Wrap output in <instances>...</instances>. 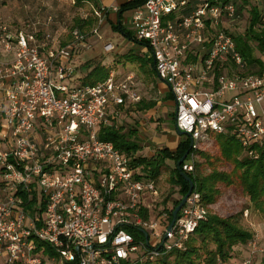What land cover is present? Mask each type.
Returning a JSON list of instances; mask_svg holds the SVG:
<instances>
[{"label": "built area", "instance_id": "built-area-1", "mask_svg": "<svg viewBox=\"0 0 264 264\" xmlns=\"http://www.w3.org/2000/svg\"><path fill=\"white\" fill-rule=\"evenodd\" d=\"M239 1L146 0L132 14L133 36L173 96L176 129L192 140L184 172L195 171L201 143L220 134L251 157L264 153V72L248 71L224 25L239 15ZM255 1L264 25V0ZM106 13L93 8L98 37ZM37 27L0 20V264H139L184 250L209 213L202 194L194 188L169 230L171 221L150 217L156 181L100 138L109 107L141 101L136 76L111 71L72 84L73 50L88 48L86 34L75 28L74 41L56 45ZM131 227L143 228L146 241ZM250 247L264 255L256 241Z\"/></svg>", "mask_w": 264, "mask_h": 264}, {"label": "rangeland", "instance_id": "rangeland-1", "mask_svg": "<svg viewBox=\"0 0 264 264\" xmlns=\"http://www.w3.org/2000/svg\"><path fill=\"white\" fill-rule=\"evenodd\" d=\"M247 1H239L238 6L242 7L239 15L224 24L233 36H244L250 24L251 8L258 4V1L255 0ZM92 3L85 2L83 5H77L75 0H0V12L4 7L5 9L2 12L7 15L16 13L23 18L20 22L21 24H26L27 21L31 20L33 22L36 21L37 29L41 31V34L49 32L52 34L53 42L56 45H66L74 41L72 32L75 28L71 27L74 18L76 16H90L93 13V8L96 7ZM124 16H131V12L126 11ZM104 24L100 28L102 38L98 39V35L90 30L86 33L85 38L88 48L81 45L74 47V58L76 62H80V65L76 67V73L80 71L83 78L87 73L88 64L102 62L106 66L112 67L119 76L127 73H133L136 76L138 90L142 96L141 101L128 106H115L108 109V124L120 129L121 133L140 146L135 155L131 153L130 156L148 158L154 156L157 149L167 146L164 141L162 142L158 139L164 134L169 138L179 136V141L186 140L188 136L185 134L179 135L176 129L174 104L171 101H169L170 104L166 102L170 93L164 91V89L161 90L162 87L165 88L167 86L158 78L157 73L150 72L148 74L137 64L126 61V55L128 54H136L138 56L142 54L144 57H148L149 51L147 47L133 40L131 41L121 31L114 29L112 25ZM128 26L127 29L134 35L132 26L130 24ZM107 42H111L114 45V48L110 51L104 47ZM250 43L253 46L254 55L264 62V50L260 49L257 42L251 41ZM71 83L81 84L82 79L76 78ZM214 143L215 137L202 142L200 149L195 152L193 157L195 163H204L200 171L202 173L210 172V166L199 154V151L208 152L213 159L218 155V147ZM175 167L176 163L174 160H167L161 176L155 180L160 195L153 203L150 217L156 220L161 219L163 223L168 220L169 210L174 207L175 201L181 198L179 186L169 182ZM218 168L230 170L229 166L220 164ZM221 190L217 202L213 205V212L220 215H229L230 213H237L243 210L242 224L254 232L252 241H256L257 247L264 249V214L254 208L249 197L239 187L235 185L230 187L222 186ZM163 228L164 226L161 227V230ZM150 237L153 240V236ZM250 242L245 245H236L231 252V257L225 263L241 264L245 258L251 257L253 264H264V255L258 251L252 253ZM167 255L163 257L165 258ZM174 258L175 255L169 259L172 264Z\"/></svg>", "mask_w": 264, "mask_h": 264}, {"label": "trees", "instance_id": "trees-1", "mask_svg": "<svg viewBox=\"0 0 264 264\" xmlns=\"http://www.w3.org/2000/svg\"><path fill=\"white\" fill-rule=\"evenodd\" d=\"M192 1L193 3L197 2V0ZM85 2L92 3L98 7L96 0H75L77 5H83ZM145 2L146 0H130L123 4L119 8L117 24L112 26L140 45H143V43L139 42L130 30L123 27L121 17L124 12L141 7ZM245 2L248 1L245 0ZM241 9L242 7L238 6V14ZM251 14L250 24L244 36L238 35L234 36V38L238 50L248 65V71L263 73L264 62L254 55L253 46L250 42H257L260 49L264 50V25L260 19L257 6L251 8ZM97 21L93 13L85 17L76 16L71 27L73 29L78 28L82 33L86 34L95 28L94 26L97 24ZM126 61L137 64L148 74L150 72L156 73L155 61L150 52L148 57H144L142 54L139 56L128 54L126 55ZM111 71L112 68L102 64V62L88 64L87 73L82 78L81 84H95L104 81L109 77ZM214 137V144L218 147L217 156L212 159L208 152L204 150L199 151V154L210 166V172H200L204 166L203 162L195 163L194 172H186L194 181L195 189L202 194L203 201L209 211L207 217L199 222L194 234L187 241L184 250H175L165 258L161 257L155 261H145L139 264H172L169 259L173 255H175L173 264H214L218 259L223 261L228 260L236 245H245L254 238V232L246 228L241 222L243 210L237 213H230L229 215H220L213 212L212 208L222 191L221 187L235 185L249 197L254 208L264 214V153L261 152L258 157H251L235 136L220 134ZM100 138L112 141L116 147L129 155L131 153L135 155V152L140 149L139 144L131 141L114 125H102ZM193 151L191 138L188 136L186 140L179 141L175 150L163 147L157 149L156 154L150 158L133 156V165L139 167L147 177L157 180L161 176L163 168L166 167L167 160H174L176 167L169 182L179 186V193L182 198L189 191L190 186L178 170L177 162L186 153V159H188ZM219 164L229 166L230 170L218 168ZM181 198L175 201L174 207L180 202ZM174 207L169 210V221L172 220ZM147 216L148 214L144 213V217L147 218ZM128 230L135 236L136 240L146 241L147 232L143 228L131 227ZM42 245V242L38 243L39 247ZM48 252L50 253V250L47 247L46 253ZM67 264H79V262L74 261Z\"/></svg>", "mask_w": 264, "mask_h": 264}, {"label": "crops", "instance_id": "crops-1", "mask_svg": "<svg viewBox=\"0 0 264 264\" xmlns=\"http://www.w3.org/2000/svg\"><path fill=\"white\" fill-rule=\"evenodd\" d=\"M96 1L98 3V6H103V7L107 8L105 24L108 23V24H110V25L113 26L114 24H117V22H118V18H119V8L123 4H125L126 2H128L130 0H96ZM4 6H6V5H4ZM4 9L5 8L3 7L1 10L4 11ZM2 11L0 12V20L9 23L13 27H21V26H23L24 23H22V24L20 23L23 18H21L19 15H17L16 13L15 14H10V15L8 14L7 15L6 13H4ZM128 11L131 12V16H127V17L124 16V14H125V12H124L122 14V17H121L122 25L125 28L129 27L128 26L129 24L131 25V19H132V14H133V11L134 10H128ZM18 17H20V18H18ZM27 22L28 23H35V24H37L36 21L33 22L32 20L31 21H27ZM100 38H102V36L98 37V39H100ZM107 43H109V42H107ZM105 44H104V47H105ZM142 46H145V45L143 44ZM72 63H74V65H76V67H77V65H80L79 64L80 62L79 63L76 62L74 56H73V59H72ZM102 64L106 65L105 63H102ZM112 71H115V70L112 69ZM76 78H81L82 79V75L80 74V71H78L76 73V75L74 76V78L72 79V81L76 80ZM159 85L161 86V84H159ZM163 89H164V91H168L170 93V96H168L169 98L166 100L167 104H170L169 101H171L174 104V106H175L173 96H172L170 90L168 89V87H165V88L162 87L161 90H163ZM165 94H168V93H165ZM169 99H171V100H169ZM158 139L160 141H162V142L164 141L165 144L167 145L165 147H169L171 150H175L177 148V146H178V143H179V136H177L176 138H173V137L169 138L168 136H166V134H164L162 137H158ZM160 148H162V147H160Z\"/></svg>", "mask_w": 264, "mask_h": 264}, {"label": "water", "instance_id": "water-1", "mask_svg": "<svg viewBox=\"0 0 264 264\" xmlns=\"http://www.w3.org/2000/svg\"><path fill=\"white\" fill-rule=\"evenodd\" d=\"M177 131L179 135H184V134L187 135L184 131H181L179 129H177ZM191 145H192V140H191ZM186 157H187V153L184 156H182V158H180V160L177 162V168L180 171L181 175L185 178V180L188 181L190 188H189V191L181 198L180 202L174 207L173 213H172L173 217L168 227L169 230L172 228L173 224L175 223L180 209L186 203L188 197L190 196V194L193 192L195 188V183L192 180V178L186 172L182 171L181 169V164L186 159Z\"/></svg>", "mask_w": 264, "mask_h": 264}]
</instances>
